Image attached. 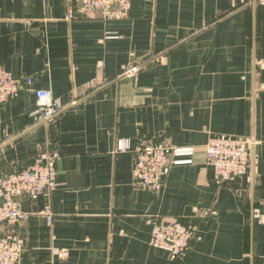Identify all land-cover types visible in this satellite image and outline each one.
I'll return each mask as SVG.
<instances>
[{"label":"crops","instance_id":"0c3cea01","mask_svg":"<svg viewBox=\"0 0 264 264\" xmlns=\"http://www.w3.org/2000/svg\"><path fill=\"white\" fill-rule=\"evenodd\" d=\"M0 68L65 105L33 124L23 90L1 114L0 174L48 143L59 155L54 190L23 198L28 217L9 227L25 240L20 264H264V4L131 0L120 18L80 0H0ZM217 135L251 141L230 184L205 159ZM149 141L194 148L155 192L132 174ZM155 217L191 228L185 256L149 245Z\"/></svg>","mask_w":264,"mask_h":264},{"label":"built area","instance_id":"2783aa9c","mask_svg":"<svg viewBox=\"0 0 264 264\" xmlns=\"http://www.w3.org/2000/svg\"><path fill=\"white\" fill-rule=\"evenodd\" d=\"M253 1L264 4V0ZM80 4L85 10L122 18L127 16L131 0H80ZM129 70L134 73L138 67L134 65ZM23 90L31 92L36 101V108L31 112L33 124L47 123L65 108L50 89L35 86L33 77L16 76L0 68V118L5 104ZM250 143L249 138L243 136L217 135L209 139L205 145V159L219 182L230 184L247 174ZM130 148L127 140L117 141V150ZM193 153L192 146H177L162 141L140 143L133 149V178L139 187L155 192L173 166L192 162ZM58 159L57 151L48 143V147L39 152L31 164L8 174H0V264H20L25 240L9 227L24 222L28 217L22 208L23 198L35 200L54 190ZM46 218L50 222L52 214L47 213ZM191 237V228L180 220L155 217L149 245L166 251L171 258H181L190 249Z\"/></svg>","mask_w":264,"mask_h":264},{"label":"water","instance_id":"95a60500","mask_svg":"<svg viewBox=\"0 0 264 264\" xmlns=\"http://www.w3.org/2000/svg\"><path fill=\"white\" fill-rule=\"evenodd\" d=\"M252 157V156H251Z\"/></svg>","mask_w":264,"mask_h":264}]
</instances>
